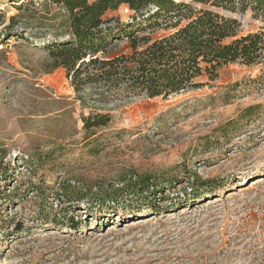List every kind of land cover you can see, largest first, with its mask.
<instances>
[{
  "label": "rangeland",
  "instance_id": "374dc122",
  "mask_svg": "<svg viewBox=\"0 0 264 264\" xmlns=\"http://www.w3.org/2000/svg\"><path fill=\"white\" fill-rule=\"evenodd\" d=\"M22 1L0 0V264H264V64L229 63L167 97L80 99L64 67L49 70L65 11ZM221 12L264 30L251 9ZM94 108L112 120L88 137Z\"/></svg>",
  "mask_w": 264,
  "mask_h": 264
},
{
  "label": "trees",
  "instance_id": "16d2710c",
  "mask_svg": "<svg viewBox=\"0 0 264 264\" xmlns=\"http://www.w3.org/2000/svg\"><path fill=\"white\" fill-rule=\"evenodd\" d=\"M46 1L65 11L69 34L68 39L56 38L46 45L49 70L64 67L80 99L86 90L103 102L122 97H167L208 84L202 77L208 82L218 79L220 69L229 63L264 64V30L243 34L242 22L221 12L251 9L264 20V0ZM26 3L32 1L23 0L17 9L22 11ZM195 3L208 7L198 8ZM121 5H128L133 12L131 20L105 17L107 11ZM23 15H12L4 26L8 38L18 35L13 28ZM162 25L171 31L157 37L145 33ZM122 37L128 39L129 52L118 51L117 41ZM111 120L110 112L94 108L83 116V128L91 137ZM151 181H140L135 190L141 195L153 192ZM73 226L77 227L74 220Z\"/></svg>",
  "mask_w": 264,
  "mask_h": 264
}]
</instances>
